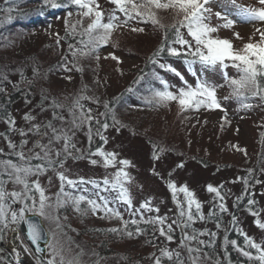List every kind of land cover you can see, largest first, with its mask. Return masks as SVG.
Masks as SVG:
<instances>
[{
    "label": "rangeland",
    "instance_id": "374dc122",
    "mask_svg": "<svg viewBox=\"0 0 264 264\" xmlns=\"http://www.w3.org/2000/svg\"><path fill=\"white\" fill-rule=\"evenodd\" d=\"M236 1L238 2L234 5L224 0H215L210 5L212 12L209 15L208 23L212 26L223 24L224 21L217 19L215 14L217 12H220L222 15L227 14L230 19L235 21L233 26L230 28L220 27L212 35L220 39L229 40L234 50H241L245 44L260 42V32H264V22L259 20L247 22L238 15L239 10H259L264 8V5L260 3V0ZM134 2H139V0H134ZM98 3L105 13L104 22H107L106 16L108 20V15L113 12L115 6L109 0H98ZM154 11L156 12L158 23H153L147 17H144L145 20H141L140 18L131 19L128 21L127 26L119 27L112 32L107 44L100 45L102 47L99 46L100 50L97 55L99 59L96 58L97 56L94 57V62L91 65L100 73L99 75L102 79L103 76L106 77L100 83L102 87L100 90L116 88L115 85H119V82L124 77L130 76L132 71L139 66L140 59L147 54L153 41L157 42L159 36L157 32L162 31L161 26L164 25L163 22L168 20L167 18H170V15L164 13L165 10L162 9H154ZM116 15L120 16L121 20L124 19L123 15L118 11ZM66 17L77 28L84 26L90 21L89 18L82 17L81 15H67ZM174 18V21L178 19L176 14L173 16ZM77 21L81 23H77ZM66 22L64 18H61L57 23H50L48 28L36 29L34 36L26 46H36L39 40L51 42V40L57 38V34L61 35V30L64 32V29L68 28L69 24L68 22L66 24ZM133 25L139 29L149 28L150 32H130ZM152 29L154 30L151 31ZM257 29H260V32ZM136 39L137 42L134 43ZM24 47V45L22 47L19 46L15 51H11L10 55L24 56L26 51ZM134 47L136 48L134 49ZM139 47H141V51H139ZM113 55L117 59H112ZM66 65L65 68H68ZM225 73H227L229 79H239L240 76L237 68L233 67L231 62H229V66L224 69L217 66L216 68L203 70L202 79H200L206 80L216 87V98L221 106L220 108L209 109L201 106L199 110L192 109V111L185 113L184 117L182 116V121L177 120V115L180 112L172 105H167L169 107H166L160 113L162 116L157 118L159 122L168 127H171L174 123L177 125V130L172 132V143L167 144L169 147L163 144L166 149L161 148L158 152L148 144L145 138L136 134L133 135L131 131H127L126 129L116 127L100 130V134L107 142L105 143V140H102L101 144L98 145L97 129L92 124L91 143H89L88 124L85 123L80 128H74L72 124L74 118L72 112L71 114L64 113L61 115L63 118L61 120L54 119L52 111L46 105L42 107L36 106L35 103L28 104L24 102L13 106L10 117L15 121V125L12 128L7 123L8 119L0 118V171H3L2 162L4 161L10 160L18 165L25 164V161L19 160L16 155L17 152L21 151L20 144L23 140L28 141L23 148L26 156L40 152L39 148L34 147L37 142L48 143L51 136L50 130L42 128V131H48V136H41L32 131L33 125H44L51 122L57 129L63 128L66 131L71 129L69 135L72 137L71 143L75 145V148H70L69 151L72 155H68L62 151L63 140L54 143L52 147L55 150H61L59 160L63 161V166L61 167L57 163L54 167H49L45 173L28 178L30 185L31 181L39 180L44 194L48 198L46 205H51V207L46 206L44 216L38 215L33 211L25 212V215L39 216L48 232L49 244L46 247L45 255L41 257L32 253L19 230L18 225L22 221L19 220L16 224L9 223L7 228L0 226L2 229H5L4 232L6 233L4 234L7 235L6 246L4 249H0V264L5 261L11 262L22 259L19 248H23V250L27 249L26 252L30 255L31 260L28 264H48L49 261H54V264H60L61 259H63L64 264H68V261L74 258L79 259V264H154L156 257H161L160 249L162 248H167L173 253H179V260L183 264H193L190 257L197 256L199 259L196 261V264H219L223 257L219 251L217 258L213 261L207 258L205 252L207 249L212 251L213 246L220 245L219 249H223L229 244V242L225 243V237L232 225L230 222L235 208V201L242 193V182L239 181V174L241 172L244 174L251 173L253 169L252 162L255 161L261 148V143L258 139L257 118L250 112H245L244 106H236V96L232 95V88L229 85V80L225 79ZM107 76L109 78L112 77V80H108ZM54 79L63 89L70 92L73 91L79 81L73 70L71 71L69 68L57 74ZM74 113L76 116L80 114L77 110ZM25 115H30L35 117V119L25 121ZM19 130L25 131L28 135L21 136ZM98 136L101 139V136ZM9 141L17 145V147L10 149L8 147ZM92 147H95V151L99 149L105 153H114L116 157L115 166L106 167L103 157L99 155L90 156L89 151H91ZM263 158L264 156L260 158V162L262 163L264 161ZM52 159H57L54 152L52 153ZM92 160L97 161V163L93 164ZM120 160H128L130 165L124 167L119 164ZM29 163L31 166H35L36 164H46V161L31 159ZM249 168L251 171L246 170ZM121 169L128 173L130 179L121 177L120 183L113 189L112 183L116 181L115 173ZM260 169L255 170V174L252 172L255 178L262 179L251 191L249 199L253 203H247L238 213L237 225L241 233H246L248 237L254 239L256 243L264 247V229L256 226L257 220L264 223V165ZM57 173H63L68 179L77 183L84 181L104 185V181L107 179L110 182L106 185L108 190L103 191L100 195L103 196L102 198L105 201L110 202L109 204L107 203L108 207L111 208L113 205L121 206L118 212L123 219H132L137 210H141L140 206L145 201H150V206L153 209L158 208L159 212L146 210L148 219L157 216L166 217L165 226L168 224L172 225L173 231L171 235L173 236V241L168 242L163 236H160L159 225H154L158 239L161 240L162 244L154 255L148 254L149 252L146 250L145 252L148 253L142 254V256L149 255L145 260L130 262L124 259L120 253L109 257L98 256L95 253V249L91 247L94 243L90 245L84 236L78 237L76 232H73V236L66 233L68 231L65 223L66 219L61 214V211L65 207L63 192L71 185L65 181L63 192H61V181L58 179ZM0 178L4 179L5 188L8 192L22 190V185L9 181L6 175ZM248 178L250 179V177ZM170 182L174 183L177 189L186 186L194 194V198L201 204L199 213L196 212L195 205H193L192 211L196 218L191 222L189 227L185 228L183 226L186 216L180 217L179 215L180 207H178V202L185 209L187 208L184 194L177 191L176 200L174 201L172 191L168 187ZM209 185L218 189L223 197L222 200L215 193L207 191ZM121 187L128 190L132 201L131 207L119 197ZM28 195L36 199L38 207L39 193L35 191L34 187L31 188ZM31 203V201L22 200L20 203L12 204L8 200L7 205H10L8 211L9 221L11 219V211H18L25 204L31 205ZM98 203L101 204L102 202L98 200ZM221 203L225 205L227 211L222 212L220 210L219 205ZM212 209V213L220 215L218 222L214 221V219H208ZM252 212H255L257 215H252ZM104 214L103 211H99L96 212L95 216L104 217ZM200 215H203V220L199 219ZM174 220H179L181 223L179 225L173 223ZM140 221L143 222L144 218H141ZM221 222L225 224V231L216 225ZM14 226L19 232V248L10 247V233ZM200 232L206 234L198 235ZM212 233H215L214 237L211 235ZM185 234L198 235L197 241H185V243L190 247L200 248L201 251L199 253L190 254L185 247L180 246V242ZM199 240L205 241V244H199ZM230 245L232 244L230 243ZM117 250L120 252L127 249L119 245ZM235 252L237 256L239 255L246 259L248 261L247 264L255 260H249L237 250ZM6 256H8V259H6ZM161 259L170 261L166 257H161ZM171 261H175L178 264L175 255Z\"/></svg>",
    "mask_w": 264,
    "mask_h": 264
},
{
    "label": "trees",
    "instance_id": "16d2710c",
    "mask_svg": "<svg viewBox=\"0 0 264 264\" xmlns=\"http://www.w3.org/2000/svg\"><path fill=\"white\" fill-rule=\"evenodd\" d=\"M214 1L210 0L207 7L210 8ZM224 1L234 5L238 2L236 0L235 3H233V0ZM56 2L66 3L67 6L53 8L50 3H46V0H0V89H3V91H0V118L8 119L11 116L10 113L13 106L24 102L28 104L35 103L36 106L42 107L46 105L52 111L53 116L55 113L58 117H61L64 113H74L75 110L80 113L81 109L75 107L76 101L79 100L83 111L85 113L91 112L93 117L91 125L93 124L95 129L100 131L104 129L101 125L107 123L108 127L126 129L131 131L133 135L136 134L145 138L148 144L154 147L157 152L161 148H165V144L166 147H169L167 144L172 143V132L177 130V125L173 123L171 127H168L159 122L157 118L162 116L160 113L166 107H169L167 105H172L180 112L177 115V120L182 121V116L184 117V114L192 111L193 108L181 110L175 101L158 102L155 92L164 91L166 84L168 91L178 93L181 87H186L185 81L187 85L195 87L197 77L202 79L203 70L212 68L204 67L199 62L192 64L191 69L197 73V76H193L192 72L189 71V64L185 62L186 59L190 60L192 57H178L168 54V47L180 48V45L173 43L176 37L172 25L177 24L181 17L176 15L178 19L174 21L175 18L173 19V16L176 13L172 12L173 10L171 9L165 10L164 13L169 14L170 18L163 22L162 31L157 32L159 34L157 42L153 41L147 54L140 59L139 66L132 71L130 76L124 77L119 82V85H115L116 88L100 90L102 88L100 83L106 77L103 76L102 79L99 75L100 73L91 64L103 45L92 51L90 50L91 45L85 47L84 44L80 43L81 40H88L86 35H81L88 23L80 28L75 26V32H73L72 26L75 24L71 20L68 21L66 16L70 12L72 16H78L83 10L68 3L67 0H56ZM61 18H64L69 25L68 28L64 29V32L61 30V35H58L60 37L59 43H57V38H55L51 42L39 40L36 46L33 47L26 46L34 36L36 29L48 28L50 23H57ZM132 28L137 27L133 25ZM130 32L137 33L138 31ZM140 32L147 33L150 31L147 28ZM166 34V50L156 56V63H153L154 53L165 43ZM181 35L184 39L191 41L186 29H181ZM136 42L137 39L134 43ZM23 45L26 48L24 56L10 55L11 51H15L19 46L22 47ZM69 45H72V47L70 48ZM81 51L88 54L81 55ZM139 51H141V47H139ZM73 52L76 53L75 56H73ZM161 64L170 66L175 71L168 70V67L162 68ZM65 65L68 66L69 70H73L79 78L78 83L71 92L63 89L54 79L57 74L66 69ZM177 72L180 73V76H183V80L176 75ZM107 79L111 81L112 77L109 78L107 76ZM53 102L62 107L54 108ZM236 104L237 107L245 104L251 105V107H244L243 109L257 118L258 139L261 143V148L255 161L252 162V171L250 168L246 169L251 171V173L244 174L241 172L239 174V181L242 182V193L235 201V208L230 222L232 225L226 235L229 244L223 249H219L220 245L213 246L212 251L204 249L207 258L212 261L217 258L219 251L223 255L219 264H247L248 261L246 259L236 255V248L230 245L232 240L237 241L240 248L252 253L253 256L258 255L255 249L245 245L244 236L237 225V218L238 213L250 200L252 189L262 180L261 178H255L253 173L255 174L257 169L261 170L260 168L264 165V161L263 163L260 162V158L264 156V101L258 97H236ZM97 138L99 145L102 139L98 135ZM91 151L95 152V147H92ZM95 184L99 185V187L89 182H78L75 186H69L64 190L65 207L61 214L66 219L65 223L68 230L66 233L73 236V232H76L78 237L84 236L90 245L94 243L91 247L95 249V253L100 257H109L120 253L127 261L140 262L149 256H142V254L149 252L148 254L154 255L162 243L158 239L154 225L144 222L148 219L146 210L137 211L132 219H123V221L129 222L127 230L124 229L122 221L110 213L108 217H105V214L104 217H96V213H92L86 200L80 204L82 210H87L85 213L74 210L73 199L80 195L95 200L97 203L98 200L102 202L101 204L105 202L104 199H101L103 196L100 194L108 190L106 185ZM107 203L109 204L110 202L107 201ZM111 208L119 211L121 206L113 205ZM212 211L213 209L211 213ZM61 214L59 213V215ZM219 216L212 213V215L208 216V219H214V221L218 222L220 220ZM233 217H235V222H233ZM141 218H144L143 222L140 221ZM131 220H137L138 223L133 225L130 223ZM219 225L221 230H226L223 222L219 223ZM112 228L120 229V231L113 233L109 231ZM137 228L142 231L137 233ZM127 231H131L133 235L129 237L126 234ZM217 239L219 240V238ZM119 245L127 250L119 252L117 250ZM146 250H148L147 253L145 252ZM161 264H176V262L161 259ZM250 264H260V262L253 260Z\"/></svg>",
    "mask_w": 264,
    "mask_h": 264
},
{
    "label": "snow or ice",
    "instance_id": "6c2138e0",
    "mask_svg": "<svg viewBox=\"0 0 264 264\" xmlns=\"http://www.w3.org/2000/svg\"><path fill=\"white\" fill-rule=\"evenodd\" d=\"M67 2L72 5H75L78 9L83 10L80 15L90 19V22L87 24V26L81 33V35H86L88 37V40H81L80 43L84 44L85 47L91 45L92 47L90 50L92 51H94L100 45L107 44L112 32L119 27L127 26L129 20L136 18H140L141 20H143L144 17H147L153 23H158V20L156 18V12L154 11V9L173 10L177 16L181 17L177 24L172 25L176 37L173 43L180 45V48L178 49L175 47H168V54L178 57H192V59L190 60L186 59L185 62L189 64V71L192 72L193 76H197V73L191 69V65L197 62H199L204 67L216 68L217 66H219V68L221 69L227 68L229 66V62H231V65L237 68L238 72L240 73L239 79H229L227 77V73L224 74L225 79L229 80V85L232 88V95L238 98L258 97L260 100L264 101V32H260V29H257V31L260 32L261 35V40L259 43H248L244 45L243 49L234 50L232 43L229 40L214 37L212 34L216 33L220 27H232L235 21L230 19L227 14L222 15L220 12H217L215 14L217 19L223 20L224 23L217 26L210 25L208 23V14L211 12V9L207 7L210 0H139V2H134V0H109V2L114 5L115 8L113 12L108 15L107 22H104L105 13L100 8L98 0H67ZM46 3H50L51 7L53 8L67 6L66 3H57L56 0H46ZM233 3H235V0H233ZM260 3L264 5V0H260ZM117 11L123 15V20H121L120 16L116 15ZM71 15L72 13L70 12L69 16ZM238 15H240L247 22L257 20L264 22V8H261L259 10L240 9ZM77 23L81 22L77 21ZM182 28L186 29L187 35L191 37V41L184 39V37L181 35ZM72 31L75 32V25L72 26ZM132 31H143V29L132 28ZM59 40L60 37L57 34V43H59ZM166 43L167 34L165 35V43L160 46L156 53H154V56L152 58L153 63H156L155 57L166 50ZM69 47L71 48L72 45H69ZM87 54V52L81 51V55ZM75 55L76 53L73 52V56ZM96 58L99 59V56H97ZM112 59L117 58L113 55ZM160 66L162 68L168 67V70L175 71L174 69H171L170 66H166L163 64H161ZM65 70L68 69L66 68ZM176 75L180 76V73L177 72ZM180 78L181 80L184 79L183 76H180ZM185 85L186 87H181L178 90V93H173L167 90V85L165 84V90L155 92V97L158 98V102L175 101L178 103L181 110H187L189 108L199 110L201 106L207 107L209 109L221 107L216 98V87L210 82L206 80H200L199 77H197L195 87L187 85L186 81ZM0 91H3V89H0ZM53 107L57 108L62 106L57 105L55 104V102H53ZM75 107L80 108L81 111L79 116H76L75 113H73V127L80 128L85 123L88 124L89 143H91V122L93 120L91 112L89 111L85 113L83 111L82 105L79 104V100L76 101ZM105 107H107V105H105ZM244 107H251V105L245 104ZM24 119L25 121H32L33 119H35V117L25 115ZM54 119L62 120L63 118L56 116L54 113ZM7 123L10 128L15 125V121L11 117L8 118ZM101 127L107 129L108 124L104 123L101 125ZM42 128L50 130L51 136L49 137L47 144L39 142L35 144L34 147L39 148L40 152H35L31 156H26L25 152L23 151V148L28 143V141L23 140L20 144L21 151L17 152L16 155L19 160L25 161V164L18 165L10 160L2 162L3 171H0V177L6 175L9 181L13 182L14 184L22 185L21 191L8 192L5 188L4 179L0 178V226H2L3 228H7L9 226V223L16 224L19 220H23L26 211H33L41 216L45 215L46 206L51 207V205H46V200L48 198L45 196L44 190L41 187L39 180L31 181L30 185L28 178L32 176H39L45 173L49 167H54L57 163H59L61 167L63 166V161L59 160L61 150H55L52 147L54 143L63 140L62 151L68 155H72L69 149L75 148V145L71 143L72 137L69 135L71 129L67 131L63 128L57 129L53 126L51 122H48L44 125H33L32 131L41 136H48V131H42ZM19 134L21 136L28 135V133L23 130H19ZM97 135H100L101 139L105 140V138L100 134L99 129H97ZM106 142L107 141L105 140V143ZM8 147L10 149H15L17 145L9 141ZM53 152L55 154V157L57 158L56 160L52 159ZM89 155H99L103 157L104 165L106 167L115 166L116 157L114 153H105L102 150L98 149L95 152L89 151ZM31 159L43 160L46 161V164H36L35 166H31L29 163ZM91 162L93 164L97 163V161L95 160H92ZM119 164L124 167H128L130 165V162L128 160H120ZM57 175L58 179L61 181V192H63V186L65 181L71 186H75V184L77 183L71 179H68L63 173H57ZM115 176L116 181L112 183L113 189H115L120 183L121 177L130 179L128 177V173L124 172L122 169L117 171L115 173ZM79 183H84V181H80ZM92 183L94 184V186L99 187V185H96L95 182ZM109 183L110 182L107 179L104 181L105 185ZM245 183H247V181H245ZM32 187H34L35 191L39 193L38 207L36 199L33 196L28 195V192L31 190ZM168 187L172 191L174 201L176 200L177 191L184 194V197L187 202V208L185 209L178 202V207H180L179 215L180 217L186 216V221L183 222V226L185 228L189 227L191 222H193L196 218L192 211L193 205H195L196 212L199 213L201 204L194 198V194L189 191L186 186L177 189V186L174 183L170 182L168 184ZM207 191L209 193H215L217 197H219L221 200L223 199L216 187L209 185L207 187ZM119 197L129 207L132 206V201L126 188H120ZM101 199L103 198L101 197ZM8 200H10L12 204L20 203L22 200L31 201L32 203L31 205L25 204V206L20 208L18 211H11V219L9 221L7 218L8 211L10 208V205H7ZM85 200L90 206V210L93 214H95L97 211H103L105 213V217H108V214L110 213L112 216L120 219L124 225V229L127 230L129 222L123 221V218L120 216V213L118 211L109 208L107 206V201H105L102 205L97 203V201L95 200L88 199L85 196L80 195L79 197L73 199L74 210L77 212L85 213L87 210H82L80 207L81 202ZM248 203L252 204L253 201L249 200ZM140 207L141 209H145L147 211L159 212L158 208L153 209L150 206V201H145V203L142 204ZM219 208L222 212L227 211V208L223 203L219 205ZM251 214L254 216L257 215L255 212H252ZM166 219V217L157 216L155 218H149L144 222L147 224L159 225L158 230L160 236H163L168 242H172V225L168 224L167 226H165ZM199 219L203 220V215H200ZM233 222H235V217H233ZM130 223L136 225L138 222L137 220H131ZM173 223L179 225L181 221L174 220ZM256 226L260 229H264V223H261L259 220L256 221ZM217 227L219 228L220 225L217 224ZM29 229L30 238L33 241L38 240L39 232L36 226L29 225ZM109 231L117 233L120 231V229L112 228ZM136 231L137 233H140L142 230L137 228ZM126 234L129 237L133 235L131 231H127ZM205 234L206 233L204 232H200L198 235ZM241 234L244 236L245 245L247 247L255 249L258 255L253 256L252 253L244 250L243 248H240L237 244V241L235 240L231 241L233 247H235L237 251L241 252V254L247 257L249 260L255 259L258 260L260 264H264V247H262L259 243H256L254 239L248 237L246 233ZM198 235L185 234L180 242V246L185 247L190 254L199 253L201 251L200 248H193L185 243V241H197ZM211 235L214 237L215 233H212ZM198 243L205 244V241L199 240ZM225 243H228L227 237H225ZM25 251H27V249H25ZM160 252L161 257H166L170 261L175 255L178 264H183V262L179 260V253H173L167 248L160 249ZM161 257H156L154 264H161ZM190 258L192 259L193 264H196V261L199 259L198 256ZM17 264H19V262H17ZM48 264H54V261H49ZM60 264H64L63 259H61ZM68 264H79V259L74 258L73 260L68 261Z\"/></svg>",
    "mask_w": 264,
    "mask_h": 264
},
{
    "label": "water",
    "instance_id": "95a60500",
    "mask_svg": "<svg viewBox=\"0 0 264 264\" xmlns=\"http://www.w3.org/2000/svg\"><path fill=\"white\" fill-rule=\"evenodd\" d=\"M29 225H35L38 232H39V239L33 241L29 236ZM24 235L31 245V247L34 249V251L43 257L45 255L46 247L49 244V235L48 232L43 225L41 219L37 215H27L24 218Z\"/></svg>",
    "mask_w": 264,
    "mask_h": 264
},
{
    "label": "flooded vegetation",
    "instance_id": "af4514ba",
    "mask_svg": "<svg viewBox=\"0 0 264 264\" xmlns=\"http://www.w3.org/2000/svg\"><path fill=\"white\" fill-rule=\"evenodd\" d=\"M8 216H9V214H8ZM27 215H25V217H26ZM24 217V218H25ZM8 218V220H9V217H7ZM19 226V230H20V232H21V234H22V237H23V239L25 240V242L27 243V245H28V247L31 249V251H32V253H34L35 255H38L35 251H34V249L31 247V245L29 244V242L27 241V239H26V237H25V235H24V219L21 221V223L18 225ZM2 230H3V232H2ZM4 230L5 229H2L1 227H0V249H4V247L6 246V241H7V235L6 234H4V233H6V232H4ZM13 257V256H12ZM11 257V258H12ZM6 259H8V256H6ZM17 262H19V264H28V262L27 261H25L24 259H19L18 261H16V260H13V261H11V262H3L2 264H17Z\"/></svg>",
    "mask_w": 264,
    "mask_h": 264
},
{
    "label": "bare ground",
    "instance_id": "6f19581e",
    "mask_svg": "<svg viewBox=\"0 0 264 264\" xmlns=\"http://www.w3.org/2000/svg\"><path fill=\"white\" fill-rule=\"evenodd\" d=\"M18 236H19L18 229L14 226L11 229V233H10V247L11 248H17V247L19 248ZM19 249H20V254L22 256V259H24L25 261L29 263L31 261L30 255L25 250H23V248H19Z\"/></svg>",
    "mask_w": 264,
    "mask_h": 264
}]
</instances>
